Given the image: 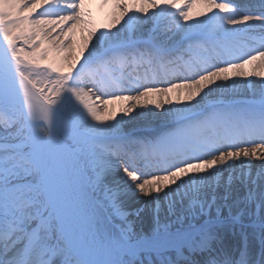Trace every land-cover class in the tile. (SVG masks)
<instances>
[{
	"label": "bare ground",
	"instance_id": "1",
	"mask_svg": "<svg viewBox=\"0 0 264 264\" xmlns=\"http://www.w3.org/2000/svg\"><path fill=\"white\" fill-rule=\"evenodd\" d=\"M239 2L250 4L251 1ZM260 3L256 5L260 6ZM254 12L255 5L244 15L220 0H0V44L7 50L6 61L19 71L20 79L10 75L1 62L0 71L8 72L12 81L26 91L50 97L52 110L63 119L54 122L61 149L76 159L78 174L86 187L77 176L73 177V185L82 195L87 192L86 188L91 189L92 194L104 203L105 209H102L114 218L113 235L116 238L134 239V245L167 242L166 245L174 239L184 238L189 228L180 231L179 227L190 223L191 218L224 214L259 223V233L248 234L249 248L241 247L238 257H246L264 243V137L251 135L229 145L220 143L200 150L198 148L207 145L205 132L213 133L214 137V131H206L198 117H190L181 123L172 122L217 97L263 95L264 42L225 60L205 63L195 59L182 73L179 71L182 57L177 56L176 50L166 55L162 65L157 60L147 63L134 49L130 50L133 56L128 48L110 49L135 38H155L167 48L174 45L172 39L197 30L217 34V40L204 46L216 53L217 47L222 48L216 41H225L231 46L228 40L234 39L233 31L253 29L257 36L264 37V21H255L248 16ZM226 32H231L228 40L222 36ZM189 41L195 42L191 39L186 42ZM10 43L21 54L27 51L32 59L31 72H38L27 74L18 67ZM104 48L109 50L102 61L106 64L116 62L119 64L116 68L95 60L82 68L81 72L86 70L84 74L77 72L73 76L91 50L95 49L96 55ZM120 66L136 83L126 81L125 86L100 87L99 72L104 76L119 75ZM163 66L170 70L167 74L163 73ZM0 94L18 103L19 114L26 117L30 113L31 101L22 93L0 87ZM39 110L46 114L44 106ZM147 118H152L150 124L157 123L156 132L164 127L172 130L166 136L156 138V146L147 143L156 132H128L141 126L134 123ZM161 121L170 123L161 126ZM254 127L242 126L234 131L242 134L252 132ZM259 128L260 125L255 129ZM123 131L126 134L120 140L122 144L118 151H112L108 142L90 139L94 134L111 135ZM43 133L42 127L39 135ZM20 134L18 124L14 126L0 117V157L8 154L6 148L16 142ZM50 137L54 138V135ZM78 140L83 145L84 161L79 158ZM197 145L200 147L196 148ZM159 146L166 151L178 148L180 152H196L175 159L167 152L163 155L165 151ZM130 149L136 151V156L131 155L132 163L124 156ZM253 149L256 157L244 155L245 151L251 153ZM159 153L163 155L161 158L172 160L160 168L152 165L144 169L139 163L138 158L161 159ZM57 156L56 147L43 142L29 162L32 167H57ZM11 164L23 166L19 161ZM58 176L66 191H56L46 174L48 225L44 228L36 224L29 229L31 234L21 235L28 219L23 217L19 206H15V212L7 210L4 216L13 217L15 224L8 236L0 229V252L19 240L29 246L28 258L35 264H62L67 254L79 264H87L90 254L95 258L102 243L101 226L92 209L70 193L68 176L62 171ZM105 222L101 223L104 229L107 228ZM230 224L238 231L251 227L246 220L241 224ZM37 225L38 231L34 233L32 229ZM1 226H5L3 220H0ZM226 230L227 226L215 227L211 230L213 236L204 240L205 249L190 253L192 262L179 259L178 264H202L203 257L209 264L213 261L224 264L227 258H233L239 237L237 232L228 234ZM44 234L49 239L41 244L45 243L47 251L41 252L35 243L43 239ZM60 247L65 251L62 252ZM179 251L185 250L132 252L124 249L119 255L129 258L123 264H139L140 260L148 264L147 259L160 263L161 258L165 260ZM262 252L260 256L264 258ZM3 258L7 259V256ZM91 264L95 263L92 261ZM231 264H235L234 261Z\"/></svg>",
	"mask_w": 264,
	"mask_h": 264
},
{
	"label": "rangeland",
	"instance_id": "2",
	"mask_svg": "<svg viewBox=\"0 0 264 264\" xmlns=\"http://www.w3.org/2000/svg\"><path fill=\"white\" fill-rule=\"evenodd\" d=\"M91 53V52H90ZM28 53L27 51L22 52V57L23 58H18L19 61L21 62V65L24 64L25 66L29 65L30 59L28 56H26ZM27 57V58H25ZM31 70H25V73L31 74V73H36L31 72ZM0 116L3 117L4 119L7 117H10L7 113L6 115H3L0 112ZM152 118H147L145 121H140L139 123H134V125H140V124H148L151 122ZM15 124V121L10 119ZM20 124L22 122H19ZM132 125V126H134ZM131 127V126H130ZM22 131L24 132L23 134L20 135L19 143L15 145H10L9 148L6 149L7 153L9 154V160L8 162L5 161H0V209L2 212H0V219L5 220V224L8 223L7 219H10L11 222L13 220V217L11 218H6L4 216V212L7 210H11L12 212H15V206L19 204L20 209L23 211V217L29 219V224L25 226L27 229L30 226L40 224L41 226L47 225V222L44 220H36L33 217V210L32 208L40 207V209L43 211L47 206V197L45 193V180H43V174L45 171H43L44 167H32L29 163L28 160L30 158V155L33 156L34 151L37 149V145L35 143L36 135L30 132L29 129V123L24 124L22 126ZM31 133V140L27 138V134ZM36 132V131H35ZM34 132V133H35ZM38 142L37 144H39ZM15 161H21L24 165V167H19L12 165L10 166V162L14 160ZM82 159V158H81ZM59 168L62 167H56V170L54 167H48V171L51 175V182L49 184L55 188L56 191L61 192L65 191L64 187L62 186V182H60L59 178ZM51 169V171H50ZM81 169H84V167H81ZM20 178H25L27 181L24 183L23 181L19 182ZM48 182H46L47 184ZM5 186V190H2V188ZM32 207V208H31ZM43 214H39L38 216H42ZM6 218V219H5ZM44 227V228H45ZM28 228V230H29ZM27 230V231H28ZM43 239H48L46 234L43 235Z\"/></svg>",
	"mask_w": 264,
	"mask_h": 264
},
{
	"label": "snow or ice",
	"instance_id": "3",
	"mask_svg": "<svg viewBox=\"0 0 264 264\" xmlns=\"http://www.w3.org/2000/svg\"><path fill=\"white\" fill-rule=\"evenodd\" d=\"M47 118V117H45ZM107 117H98V119H106ZM251 154L252 157H256V151L253 149L251 153L248 151L244 152V155ZM38 225L32 229L35 233L38 231ZM30 255L29 246L23 244L21 241L16 240L11 246H7L3 252H0V264H35L34 261H31L28 257ZM7 256V259L3 257ZM213 264L215 262L213 261Z\"/></svg>",
	"mask_w": 264,
	"mask_h": 264
}]
</instances>
